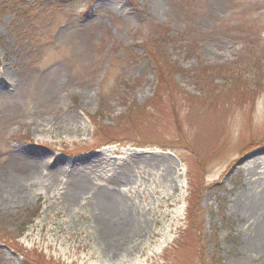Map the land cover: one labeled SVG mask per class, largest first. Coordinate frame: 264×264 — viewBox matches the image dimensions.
Here are the masks:
<instances>
[{
  "label": "rangeland",
  "instance_id": "374dc122",
  "mask_svg": "<svg viewBox=\"0 0 264 264\" xmlns=\"http://www.w3.org/2000/svg\"><path fill=\"white\" fill-rule=\"evenodd\" d=\"M0 264H264V0H0Z\"/></svg>",
  "mask_w": 264,
  "mask_h": 264
}]
</instances>
